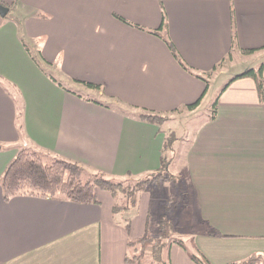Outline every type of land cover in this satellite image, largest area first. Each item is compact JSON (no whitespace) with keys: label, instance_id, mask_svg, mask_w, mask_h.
Listing matches in <instances>:
<instances>
[{"label":"crops","instance_id":"obj_1","mask_svg":"<svg viewBox=\"0 0 264 264\" xmlns=\"http://www.w3.org/2000/svg\"><path fill=\"white\" fill-rule=\"evenodd\" d=\"M7 3L9 12L0 14V264H140L129 259V247L144 236L148 218L140 215L126 227L108 190H97L98 203L30 194L5 199L2 175L29 147L114 177L159 169L176 119L155 123L135 113L172 114L202 97L207 79L203 103L215 83L209 75L228 59L241 57L232 71L215 74L226 84L252 67L245 55L264 47V0ZM164 12L161 35L193 73L149 31L161 25ZM219 93L215 116L200 118L183 139L204 227L194 244L211 264L253 256L264 264V97L250 76ZM170 256L171 264H196L179 245L171 246Z\"/></svg>","mask_w":264,"mask_h":264},{"label":"trees","instance_id":"obj_2","mask_svg":"<svg viewBox=\"0 0 264 264\" xmlns=\"http://www.w3.org/2000/svg\"><path fill=\"white\" fill-rule=\"evenodd\" d=\"M4 5L9 6V4L0 0ZM117 17L124 22L144 29V27L132 23L126 18L117 15ZM233 17V14H232ZM167 25V16L166 13H163L161 25L157 29L149 30L151 33H154L165 41L168 48L170 49L174 58L179 62V64L189 72L193 73L191 67L185 62L182 55L179 53L175 44L167 36H162L161 31L166 28ZM236 34L233 33V44H235ZM254 49H245L244 52H253ZM34 59L41 66L42 62L34 56ZM217 67V66H216ZM214 67V68H216ZM264 62L261 64L259 69L250 67L244 72L235 75L230 81L225 84L224 88L234 79L250 76L253 77L258 86L259 95L261 98L264 97V78H263ZM197 76L203 78L201 75L196 74ZM206 81V89L204 94L207 91L209 86V81ZM84 85L89 88L100 89L101 85L89 82L81 81ZM200 97L196 102L187 104L185 107L187 109H193L200 104ZM98 102V101H97ZM218 98L213 104V114L215 116L217 110ZM135 115L146 121L162 123L166 121L169 117L164 114L155 113L147 109H143L140 112L135 113ZM176 138L175 132L168 134L165 149H169L171 143ZM44 158H50L49 162H45ZM170 160L164 154L162 157V165L156 171L149 173L146 178H140L136 181L135 187L132 188L131 194L134 196L138 191L142 189L145 190L146 184L152 183L160 186L164 180L168 179H177L173 173H169ZM86 176L87 180H84L83 177ZM107 175L103 172H90L83 165L78 162L61 158L58 156L48 157V154L44 151L37 150L35 148H24L21 149L17 155L10 161L7 165L2 178L1 183L4 190V198L9 199L16 195L30 194L43 197H57L61 196L68 200H72L79 203H98L99 198L97 190H108L114 195L119 192H123L125 188V183L123 181H116L106 177ZM132 176V174H128ZM115 209L125 208L124 206H114ZM128 207V206H127ZM149 227V225H148ZM147 227L146 232L143 237L138 239L140 248L135 247L137 254L133 257L129 256V259L140 262L143 257H148L152 264H171L170 262V248L173 244L177 243L183 248L186 249V245L182 239L173 237V221L168 215H161L158 226L156 230H149ZM133 243L132 241L130 244ZM137 243V244H138ZM132 245V244H131ZM190 255V258L196 264H211L210 261L202 254L201 252L192 253L187 251ZM262 257L253 256L249 260L243 261L241 263L234 264H256L261 262Z\"/></svg>","mask_w":264,"mask_h":264},{"label":"rangeland","instance_id":"obj_3","mask_svg":"<svg viewBox=\"0 0 264 264\" xmlns=\"http://www.w3.org/2000/svg\"><path fill=\"white\" fill-rule=\"evenodd\" d=\"M2 1L7 3V0ZM256 50H258L257 53L245 55V60H247V62L249 60L248 65L251 64L252 67L257 70L264 62V47L255 49V51ZM240 61L236 59H228V61L225 62L226 66H224V63L222 68H218L214 72H211L209 76H211L215 82L213 83L212 91L206 95L203 103H200L195 108L191 109L193 112L184 107L174 111L172 114H167L169 118L166 121L176 119L174 124L176 138L171 143L170 148L166 150V156L171 159L170 162L172 161V164L169 166V173H173L177 179L164 180L161 187L152 183L146 184L147 186L145 190L142 189L133 196L130 190L135 187V183L138 179L148 177V173H144L138 177L128 175L123 177L106 176L107 178L116 181H123L125 183L123 192H119L116 195L112 193V195L115 206L125 207L114 209V214L118 219L124 220L126 227H129L130 229L131 223L136 217L146 215L148 218V228L152 231L155 230L154 227L158 225L161 215H168L173 221V237L182 239L186 245V249L182 246L181 248L196 254L200 252L195 247L193 235L197 232L203 231L204 227L195 212V203L192 198L191 188L189 187V181L187 178L188 173L185 166L186 143L184 142V138L186 137V134H188L189 128L194 126L200 118L209 115L212 116L213 114V104L220 94L219 91H221L226 84V78H224V76H222L223 78H220L216 77L215 74L220 72V70H226L228 72L232 71V68H234L235 65L238 66ZM217 81L218 83L216 84ZM82 93L86 96L89 95V93L86 92ZM95 96L97 97V95ZM91 97L93 96L91 95ZM104 99L107 98L104 96ZM123 107L125 108V106ZM50 160V158H44L45 162H49ZM179 172H182L183 178L177 175ZM83 179L87 180V177L84 176ZM137 240L138 239H133V243H131L132 245L130 244V257H133L138 253V251L135 250L136 246L137 248H140V244ZM175 245L179 244L175 243ZM169 257L171 262V256L169 255ZM139 263L152 264L148 257H143Z\"/></svg>","mask_w":264,"mask_h":264},{"label":"water","instance_id":"obj_4","mask_svg":"<svg viewBox=\"0 0 264 264\" xmlns=\"http://www.w3.org/2000/svg\"><path fill=\"white\" fill-rule=\"evenodd\" d=\"M10 8L6 5H4L3 3L0 2V14L2 16L7 15V13L9 12Z\"/></svg>","mask_w":264,"mask_h":264},{"label":"built area","instance_id":"obj_5","mask_svg":"<svg viewBox=\"0 0 264 264\" xmlns=\"http://www.w3.org/2000/svg\"><path fill=\"white\" fill-rule=\"evenodd\" d=\"M12 2H14V0H11Z\"/></svg>","mask_w":264,"mask_h":264}]
</instances>
